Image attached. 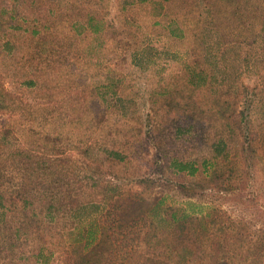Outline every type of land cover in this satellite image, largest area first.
<instances>
[{"label":"rangeland","instance_id":"374dc122","mask_svg":"<svg viewBox=\"0 0 264 264\" xmlns=\"http://www.w3.org/2000/svg\"><path fill=\"white\" fill-rule=\"evenodd\" d=\"M262 21L264 0H0V264H89L108 211L133 234L108 264H175L161 231L143 239L162 196L264 264ZM54 197L78 206L45 217Z\"/></svg>","mask_w":264,"mask_h":264},{"label":"trees","instance_id":"16d2710c","mask_svg":"<svg viewBox=\"0 0 264 264\" xmlns=\"http://www.w3.org/2000/svg\"><path fill=\"white\" fill-rule=\"evenodd\" d=\"M261 11L262 10L255 9L258 18L261 16ZM263 22L264 21H262V23ZM176 162L178 161L174 160V163ZM178 169L180 171L188 170L187 172H189V174H195L199 171V168L192 162L180 163ZM59 187V185L53 187L52 195L59 194ZM72 190L73 189H67L65 193L70 195ZM48 191L49 187L44 189L43 193L45 192L49 194ZM168 198L169 197L167 196H162L149 209L142 212V220L147 222L145 223L144 231L148 232L145 233L143 238L146 244L150 246V243L153 240L151 238L152 235H154V237L156 236L154 231H161L163 233L162 244L165 248L166 254H168V257L167 255L166 257L168 260L175 262V264H193L195 259L198 258V253L200 252H202L203 255H200L199 257L205 256L203 259H210V256L207 255L208 253L206 251L209 244L213 245L216 250L217 264H220L218 262L226 261L229 262V264L238 263V259L242 256V253L236 249H241L243 242H245L244 239L233 237V235L236 234L238 236L239 234L235 233L229 235V237L222 236L225 227H216L218 216L215 213L212 214L210 211L208 212V206L196 204L191 201L180 202L178 204L169 203ZM38 203H45L37 206V209H42L43 211L45 210L43 208H46L47 211L42 212L45 217L53 216V214L56 213L59 214L63 210H72L78 206H75L71 202H61L56 197L49 199V201L39 199ZM24 205L25 207L32 206L34 203L32 204L29 199L26 198ZM40 206L43 208H40ZM33 210L35 212L36 209L33 208ZM109 214L110 212L108 211L103 215L101 222H98L96 224L98 225L97 228L93 230L99 231V234L97 243H95V245L92 246L93 248L89 250V257L95 255V258L89 264H108V258H110L114 252L122 251L124 247L127 248L130 245L129 239L131 238V235H133L132 233L117 234L109 231V227H107L106 222L103 220L104 216ZM126 231H133V229ZM86 233L88 237L94 239L93 232L91 233L88 231ZM115 235L122 236L121 242H119L118 238H114ZM137 238L138 237H134L131 243ZM219 239L221 243L216 241ZM74 243L76 245H81L82 251L86 248L88 243L83 242V232L81 233V241H74ZM253 243L254 247L250 250L252 252H250L248 256H244V258L254 260L259 253L257 249L260 248V250H262L258 239L253 240ZM39 258H42L40 253L37 255L36 261L39 262ZM250 264L256 263L251 262Z\"/></svg>","mask_w":264,"mask_h":264}]
</instances>
